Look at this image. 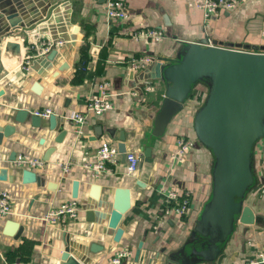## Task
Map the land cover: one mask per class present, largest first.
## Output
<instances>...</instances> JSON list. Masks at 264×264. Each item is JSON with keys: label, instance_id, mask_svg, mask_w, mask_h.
Returning a JSON list of instances; mask_svg holds the SVG:
<instances>
[{"label": "crops", "instance_id": "1", "mask_svg": "<svg viewBox=\"0 0 264 264\" xmlns=\"http://www.w3.org/2000/svg\"><path fill=\"white\" fill-rule=\"evenodd\" d=\"M193 0H125L129 16L110 21L106 0H0V6L27 8L29 26L16 28L11 35L20 50L7 40L0 42V168L6 167L7 180L0 189L14 196V215L21 233H4L8 219H0V264H106L114 247H129L133 255L127 264H241L255 250H264V103L253 111L258 134L241 161L234 165L237 146H219V151L199 129V118L215 91L221 72H201L182 95L184 107L167 125L163 135L153 133L154 116L170 92L172 79L163 74L152 78L151 63L132 70L131 57L154 56L165 68L181 63L195 50V44L209 43L264 51V0H249L235 10L205 18ZM14 10V9H12ZM42 12V15L40 14ZM143 28L161 29V41L137 40L131 34ZM39 37L62 40L52 58L40 54ZM1 40V37H0ZM29 54L30 59H24ZM23 61H28L24 64ZM28 67V68H26ZM110 81L116 93L114 106L101 115L92 114L78 135L77 125L61 119L51 129L48 118L33 126L30 115L36 109L52 108L64 117L82 110L87 97L98 85ZM150 85L152 88L146 90ZM136 91L137 95L131 92ZM203 100L195 109L191 96ZM196 97V98H195ZM30 111L24 122L17 110ZM178 136L193 142L185 161L168 175V157ZM226 137V136H224ZM102 141L118 148L140 150L143 160L133 176L121 164H109L112 173L98 176L86 168L87 161ZM222 142V141H221ZM235 146V147H234ZM30 153L46 160L36 170L43 183H24L22 170L9 158ZM69 163L63 173L61 165ZM35 171V170H34ZM190 198L186 215L173 214L168 222L158 188L166 179ZM79 181L78 197H73V181ZM56 183L50 188L49 183ZM101 186L99 200L90 196L92 184ZM118 186L131 189L132 205L120 225L119 242L114 231L105 229L109 207ZM70 198L80 202L76 220L47 221V212ZM103 206H100L99 203ZM255 213L253 224L240 221L243 208ZM92 210L93 214H88ZM69 239V240H68ZM93 243H97L93 250ZM67 245L70 250L64 257Z\"/></svg>", "mask_w": 264, "mask_h": 264}, {"label": "water", "instance_id": "2", "mask_svg": "<svg viewBox=\"0 0 264 264\" xmlns=\"http://www.w3.org/2000/svg\"><path fill=\"white\" fill-rule=\"evenodd\" d=\"M9 7L7 4L0 6V37L4 41L6 34L11 35L16 28L29 26L31 21H25L24 16L29 10ZM14 9V10H12ZM42 15V12H40ZM10 45L20 50L21 45L18 41L7 40ZM242 43H238L236 48L224 47L217 44V41L209 43L207 39L195 44L194 52L184 59L181 63L164 67L160 60L153 62L150 69H146V74L153 71L152 78H161L164 75L172 79L173 85L170 92L163 98L161 106L154 116L153 133L157 136L163 135L167 125L172 118L183 109L184 98L182 95L188 90L190 83L203 71L216 69L221 72L214 93L210 101L199 118V129L202 135L215 145L219 151V146L224 149H231L235 143L237 155L234 158V165L241 161L247 152L251 141L258 134V127L253 120V111L264 103V51L254 52L241 49ZM57 53L53 48L49 57L52 58ZM219 74V73H218ZM28 109L21 108L17 110L18 121L24 122L29 116ZM32 125L39 127L42 118L35 114L30 115ZM64 117L52 114L48 118L50 128H58V123ZM226 136V137H224ZM4 131L0 125V144L3 142ZM222 141V142H221ZM232 144H231V142ZM231 146V147H230ZM124 156L125 151L120 147ZM15 153L12 152L10 160L15 159ZM6 167L0 168V181L7 180ZM22 181L24 183H34L38 185L43 183L41 175L36 171L24 168L22 170ZM50 188H55L56 183L50 182ZM101 186L92 184L90 196L99 200ZM79 181H73V197H78ZM130 187L118 186L114 191V200L111 203H105L109 207L107 215V224L105 229L114 231L113 239L119 242L123 235V228L120 222L124 214L131 208L132 194ZM100 206L103 204L100 202ZM88 214H93L88 210ZM240 221L244 224H253L255 222V213L250 206L243 208ZM22 231L20 223L13 219H8L5 223L4 233L18 236ZM69 240V239H68ZM97 243H93V250H96ZM70 250L67 245L65 256ZM74 264H87L78 261L73 255L70 256Z\"/></svg>", "mask_w": 264, "mask_h": 264}, {"label": "built area", "instance_id": "3", "mask_svg": "<svg viewBox=\"0 0 264 264\" xmlns=\"http://www.w3.org/2000/svg\"><path fill=\"white\" fill-rule=\"evenodd\" d=\"M249 0H193L192 4L202 10L205 18L212 15H217L223 11L235 10ZM106 15L112 21L116 19H125L129 16V12L125 0H106ZM137 40L143 41H161L166 37V34L161 29L143 28L139 32L131 34ZM5 40H9L5 38ZM40 54L44 55L53 47H58L64 43L62 40L48 41L39 37ZM32 56L27 54L24 59H30ZM154 56L147 54L140 57H131L128 61L132 70H143L151 63L157 61ZM27 64L26 61H23ZM28 68V67H26ZM110 81L104 80L98 85V92L88 95L85 106L82 110L71 111L64 114V118L72 121L77 125L78 135L83 133V127L88 123L89 117L92 114L101 115L111 110L114 106L115 92L111 90ZM152 87L146 86L148 91ZM137 95L136 91L131 92ZM33 114L41 118H49L52 114H57L52 108L36 109L32 111ZM193 142L191 139L184 136H178L176 139V148L169 154L168 157V175L175 172L177 166L182 164L188 153L192 150ZM118 146L111 141H102L100 145L94 150V158L86 162L85 166L93 175L98 176L100 173H112V168L109 164L119 166L121 164V155ZM143 160V152L140 150H126L124 153L125 172L127 175H135ZM14 164L22 168L31 170H42L46 167L45 159L35 156L30 153L19 154L14 160ZM69 163L65 162L61 165L63 173L69 170ZM262 166L264 168V157L262 158ZM162 195V201L165 206L164 213L166 217L163 222L166 223L173 214L186 215L190 209V198L184 195L181 189L175 184L171 183L167 178L158 188ZM80 202L78 199L70 198L63 201L60 205L46 213L44 218L49 222H65L66 220H76L80 213ZM14 215V196L10 189H0V219L6 220ZM133 255L129 247H114L111 254L106 260V264H127ZM241 264H264V250L257 249L255 252L245 258Z\"/></svg>", "mask_w": 264, "mask_h": 264}, {"label": "rangeland", "instance_id": "4", "mask_svg": "<svg viewBox=\"0 0 264 264\" xmlns=\"http://www.w3.org/2000/svg\"><path fill=\"white\" fill-rule=\"evenodd\" d=\"M201 94H197V98H198V101L197 99H194V96H191V101H189V106L192 108V109H195L196 107H198L199 104L202 103L203 100H199V96ZM196 98V97H195Z\"/></svg>", "mask_w": 264, "mask_h": 264}]
</instances>
